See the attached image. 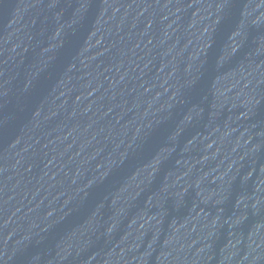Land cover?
<instances>
[{
	"label": "water",
	"instance_id": "1",
	"mask_svg": "<svg viewBox=\"0 0 264 264\" xmlns=\"http://www.w3.org/2000/svg\"><path fill=\"white\" fill-rule=\"evenodd\" d=\"M0 264H264V0H0Z\"/></svg>",
	"mask_w": 264,
	"mask_h": 264
}]
</instances>
